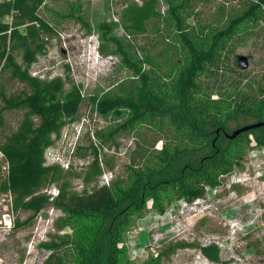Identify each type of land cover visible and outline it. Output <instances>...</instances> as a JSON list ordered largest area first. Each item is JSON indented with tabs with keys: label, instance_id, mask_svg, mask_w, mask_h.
I'll return each mask as SVG.
<instances>
[{
	"label": "trees",
	"instance_id": "trees-1",
	"mask_svg": "<svg viewBox=\"0 0 264 264\" xmlns=\"http://www.w3.org/2000/svg\"><path fill=\"white\" fill-rule=\"evenodd\" d=\"M160 1L142 0L141 5L127 6L121 15L125 31L143 35L148 21L163 19ZM166 1L177 44L166 43L164 60L157 65L143 50L138 51L139 59L129 56L113 39L122 63L138 81L132 82L126 95L102 99L95 106L102 115L110 113L117 118L121 122L118 129L132 130L143 121L159 132L163 146L153 158L156 163L129 168L130 184L117 180L106 185L99 180L103 168L94 150L81 178L83 188L76 192L71 188V173H64L58 165H45V152L64 121L76 114L81 97L73 89L62 100L61 79L43 81L29 71L57 36L38 12L46 0H0V129L4 111L24 114L18 128L0 143L4 166L0 192L9 198L13 214L31 213L26 222L15 219L14 229L28 226L49 206L62 215L55 221V236L44 245L50 253L44 264H130L122 248L130 215L142 210L148 198L162 213L161 191L189 204L201 200L207 189L218 188L220 178L230 175L238 165V141L256 130L264 134L259 128L232 141L224 137L231 132L232 123L237 128L246 122L264 123V88L243 84L244 75L224 65L234 53L229 45L242 25L262 19L264 0H248L243 9L225 20L208 23L199 22L192 13L195 0ZM84 23L90 29L88 22ZM98 27L108 31L106 25ZM147 63L149 70H142V64ZM164 66L168 70L162 73ZM5 74L30 88L29 93L8 95L2 82ZM254 138L264 143V135ZM52 187L57 188L54 197L47 193ZM201 252L211 261L218 260L213 247ZM149 264H159V259Z\"/></svg>",
	"mask_w": 264,
	"mask_h": 264
},
{
	"label": "rangeland",
	"instance_id": "rangeland-1",
	"mask_svg": "<svg viewBox=\"0 0 264 264\" xmlns=\"http://www.w3.org/2000/svg\"><path fill=\"white\" fill-rule=\"evenodd\" d=\"M141 1L46 0L38 10L40 17L55 28L57 36L37 56L30 74L43 81L61 79L62 100L73 89L81 97L72 120H65L60 133L52 136L45 152V165H58L64 173H71V188L76 192L83 188L81 178L91 164L94 150L103 168L100 181L111 184L122 180L130 184L129 168L134 164L154 166L153 158L163 146L161 134L146 122L135 124L132 130H121L116 128L121 125L117 118L110 113L102 115L95 107L102 99L126 95L132 82L138 81L122 63L113 39L125 47L129 56L139 59V52L144 51L157 65L164 60L166 43L177 44L176 27L168 15L166 0L158 6L164 18L148 21L145 34L125 31L121 23L123 11L130 4L141 5ZM247 2L195 0L192 13L202 23L225 20ZM261 18L260 22L242 25L229 45L234 47V53L224 65L229 64L232 71L244 75L243 84L249 82L254 83L253 87L264 88V14ZM85 21L90 29L85 27ZM193 23L188 19V24ZM99 24L106 25L108 31L100 29ZM237 56L248 59L247 70L238 67ZM142 70H149L148 63L142 64ZM160 70L165 73L168 67ZM2 82L8 95L30 91L18 80H10L8 74L2 76ZM245 90L249 91L248 87ZM2 115L0 143L18 128L24 114L12 110ZM234 124L229 125L231 132L237 128ZM248 124L251 122L241 126ZM253 134L264 135L263 130ZM253 134L238 141L239 163L233 172L220 178L218 188L207 189L201 200L189 204L161 191L162 213L148 198L142 210L130 215L122 234L124 259L130 264H149L157 258L159 264H264V143L255 140ZM3 179L0 153V184ZM47 193L54 197L57 188L52 187ZM60 216L49 206L28 226L14 229L15 219L26 222L31 213L13 214L9 198L0 192V264H44L50 254L44 245L55 236L54 224ZM209 247L217 250V261L203 256L202 249ZM170 248L173 250L167 254Z\"/></svg>",
	"mask_w": 264,
	"mask_h": 264
},
{
	"label": "water",
	"instance_id": "water-1",
	"mask_svg": "<svg viewBox=\"0 0 264 264\" xmlns=\"http://www.w3.org/2000/svg\"><path fill=\"white\" fill-rule=\"evenodd\" d=\"M236 60H237L238 67L242 71L248 69V59L246 57H244V56H237ZM259 128H263L264 129V123H262V122L251 123L249 125H245V126H242V127L235 128L232 132L225 133L224 134V137L227 140L232 141L237 136H239L240 134H243V133L252 131V129H259ZM217 135H218V131H217Z\"/></svg>",
	"mask_w": 264,
	"mask_h": 264
},
{
	"label": "built area",
	"instance_id": "built-area-1",
	"mask_svg": "<svg viewBox=\"0 0 264 264\" xmlns=\"http://www.w3.org/2000/svg\"><path fill=\"white\" fill-rule=\"evenodd\" d=\"M104 176V175H103ZM106 180V179H105ZM104 184L108 185V182L107 181H104Z\"/></svg>",
	"mask_w": 264,
	"mask_h": 264
}]
</instances>
